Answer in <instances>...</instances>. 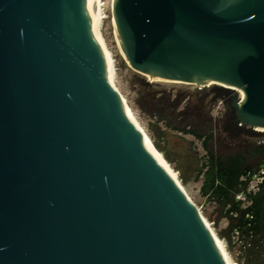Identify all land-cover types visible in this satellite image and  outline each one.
I'll return each mask as SVG.
<instances>
[{"label":"water","instance_id":"1","mask_svg":"<svg viewBox=\"0 0 264 264\" xmlns=\"http://www.w3.org/2000/svg\"><path fill=\"white\" fill-rule=\"evenodd\" d=\"M87 0H0V264H227L108 77ZM153 80L232 93L264 129V0H114Z\"/></svg>","mask_w":264,"mask_h":264},{"label":"rangeland","instance_id":"2","mask_svg":"<svg viewBox=\"0 0 264 264\" xmlns=\"http://www.w3.org/2000/svg\"><path fill=\"white\" fill-rule=\"evenodd\" d=\"M102 2L105 18L101 30L115 65V85L138 124L166 162L168 170L184 188L190 201L199 209L216 235L223 240L231 262L264 264V254L262 258L255 256L249 251L246 239L229 230L227 209L213 198L202 194L204 176L201 172L207 161V153L202 140L177 128L183 121L178 114L191 102L199 107L200 120L213 119L215 140L210 144L220 154L230 153L238 148L250 151L264 143V129L245 128L240 135L227 132L230 98H216L208 91L219 88V85L211 83L202 87L182 82L151 80L149 76L133 69L121 48L113 20L114 0ZM197 91L201 93L197 94ZM175 99L182 100L177 111L174 109ZM191 114V111H187L185 116L189 117ZM168 122H172L174 126H170ZM250 160L256 162L257 157L250 155ZM258 180V176L252 179L249 191L258 190ZM238 198L246 200L243 195ZM248 204L245 201V205Z\"/></svg>","mask_w":264,"mask_h":264},{"label":"trees","instance_id":"3","mask_svg":"<svg viewBox=\"0 0 264 264\" xmlns=\"http://www.w3.org/2000/svg\"><path fill=\"white\" fill-rule=\"evenodd\" d=\"M208 91L216 98L232 97L231 91L222 87ZM200 93L197 91V94ZM181 103L182 100L175 99V111ZM143 108L146 109V107ZM198 109L197 105L189 102L178 114L183 121L177 128L202 140L206 150L207 161L201 172L204 176L201 192L227 209L229 230L245 238L249 251L259 256L258 258H262L264 254V174L262 175L261 172L264 169V143L250 151L238 148L230 153L220 154L210 144L215 140L213 119L200 120ZM187 111L192 112L189 117L185 116ZM168 124L174 126L172 122ZM244 131L245 127L234 123L233 109L229 106L227 132L240 135ZM250 155L256 156L257 161L252 162ZM255 176H262L263 179L258 183V190L252 192L248 188ZM240 195L246 198L248 205L238 198Z\"/></svg>","mask_w":264,"mask_h":264},{"label":"bare ground","instance_id":"4","mask_svg":"<svg viewBox=\"0 0 264 264\" xmlns=\"http://www.w3.org/2000/svg\"><path fill=\"white\" fill-rule=\"evenodd\" d=\"M114 3V2H113ZM86 13H87V17L92 29V33L93 36L97 42V44L99 45L104 58L106 60L107 63V69H108V77L112 83V85L115 87V89L118 91L116 85H115V65L113 62V58L111 56V53L109 51V49L107 48L106 42L104 40L103 34H102V23H103V19L105 18V13H104V6H103V2L102 0H87V4H86ZM114 23H115V19L113 18ZM116 27V26H115ZM153 80V79H151ZM119 92V91H118ZM120 94V92H119ZM122 97V94H120ZM122 99L124 100V98L122 97ZM124 103L126 104L127 107V111L129 114V117L131 118V120L134 122V124L140 129V131L144 134V136L146 137V142L148 145V148L150 149V151L152 152V154L155 156V158L157 159V161L162 165V167L165 169V171L168 173V175L173 179V181L178 185V187L182 190V192L185 194V196L187 197L188 201L191 203V205L199 212V214L202 216L203 220L205 221L207 227L209 228L210 232L212 233L220 251L222 252L224 258L226 259L227 264H233L231 262V259L229 258L227 251L225 249V245L223 243V240H221L216 233L214 232L213 228L211 227V225L208 223V221L204 218V216L201 214V212L199 211V209L190 201L189 197L187 196L184 188L180 185V183H178L177 179L171 174V172L168 170L167 166H166V162L164 161V159L158 154V152L156 151V149L154 148V146L152 145V143L150 142V140L148 139V137L145 135L144 131L142 130V128L140 127V125L138 124L135 116L133 115V113L131 112L130 108L128 107L126 101L124 100ZM258 129H263V128H258Z\"/></svg>","mask_w":264,"mask_h":264},{"label":"built area","instance_id":"5","mask_svg":"<svg viewBox=\"0 0 264 264\" xmlns=\"http://www.w3.org/2000/svg\"><path fill=\"white\" fill-rule=\"evenodd\" d=\"M261 174H262V175L264 174V169L262 170ZM262 179H263V177H262V176H259L258 183H259V182H261V181H262ZM258 183H257V187H258Z\"/></svg>","mask_w":264,"mask_h":264}]
</instances>
